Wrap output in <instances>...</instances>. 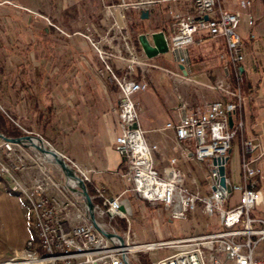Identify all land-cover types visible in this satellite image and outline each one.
Instances as JSON below:
<instances>
[{
  "label": "built area",
  "instance_id": "2783aa9c",
  "mask_svg": "<svg viewBox=\"0 0 264 264\" xmlns=\"http://www.w3.org/2000/svg\"><path fill=\"white\" fill-rule=\"evenodd\" d=\"M182 1L190 5L194 16H185L168 9L174 22V31L167 38L169 51L175 55L178 64L186 67L189 63L187 48L201 46L204 37L223 38L226 51L219 58L225 65L227 77L231 78L230 82L217 81L210 87L231 100L215 101L190 111L182 108L179 119L164 126V130L173 131L176 140L174 150L180 152L183 160L207 163L204 180L210 189L208 196L191 193L184 186L177 156H164L166 166L161 172L156 170L153 155L161 154L160 146L145 143L138 125L135 129H129L131 124L137 122L135 95L146 91L149 82L147 77L138 79L132 76L136 67L141 68L143 65L134 49L124 43V51L128 56L124 60L117 44L113 45V52L106 50V42L95 43L93 47L109 74L108 82L119 91L116 119L119 135L114 139V150L127 164V173L122 176L125 185L123 194L133 193L149 206H161L168 211L173 221L186 220L197 206H201L206 217L218 219L220 230L136 245L135 251L167 250V255L155 264H264V255L260 253L264 241V218L252 215L264 203L258 190L262 170L256 164L258 158L246 156L249 145L242 146L240 183L231 184L225 173V184L229 190L219 185V167L224 166L226 172L227 161L224 160L233 139L243 127V76L240 69L245 61V53L237 33L242 14L238 11H223L220 0H119L105 7L103 18L112 19L110 29H119L115 17L122 10H140L160 2ZM250 5L251 0L240 2L245 11ZM247 20V25L251 27L253 20L250 15ZM248 37L254 38L252 34ZM123 40L126 41L127 37H123ZM113 59L127 64L126 73L121 78L109 66ZM229 117L234 122L231 128ZM3 146L7 151L12 150L10 143H4ZM20 169L0 163V186L4 176ZM51 186L48 179L40 177L26 187L30 225L35 239L28 238L18 254L1 260L0 264H130V255L133 253L130 245L126 237L111 226L117 219H127L125 212L120 210L124 208L120 196L112 197L103 188L93 187L94 193L90 198L94 220L100 228L112 234V239H107L89 222L77 196L69 192L68 197L58 199L49 194ZM234 193L238 195L236 200H233ZM127 230H130L129 226Z\"/></svg>",
  "mask_w": 264,
  "mask_h": 264
},
{
  "label": "rangeland",
  "instance_id": "374dc122",
  "mask_svg": "<svg viewBox=\"0 0 264 264\" xmlns=\"http://www.w3.org/2000/svg\"><path fill=\"white\" fill-rule=\"evenodd\" d=\"M118 2V0H0V115L7 124L17 128L22 134L21 136H36L47 141L80 174L90 197L94 193V186L90 184L89 179L81 174L73 157L74 152H79L75 138L79 134L78 130H81L82 127L81 124L76 125L80 116L77 113L67 116L65 102L61 104L55 101V109L51 112V107L54 105L51 106L50 102H47L49 100L47 98H95L92 93L88 95L92 87H87L89 85L83 80L86 72L81 69V66L88 65L91 70L94 69L96 78L104 86H106L105 82L109 74L104 70L93 44L106 42L107 48L112 50L113 45L117 44L115 41H118L117 46L121 49L122 58L127 60L124 43L126 42L129 47L134 49L137 45L136 34L139 31H150L152 25H155L151 24V19L150 21L137 19L139 11H145L146 8L122 10L124 12L121 11L123 13L122 23H119L121 29L118 30V33L111 32L106 35L112 24V19L103 18L104 9L106 6ZM153 14L158 15L159 12L153 11ZM168 28L169 30L174 29L173 21L168 23ZM73 35L75 38H81L86 48L85 51H82L81 46L83 45L77 46L76 44L74 49L71 48L72 45L68 44V40ZM114 37L117 39H113ZM123 37H127V40L124 41ZM198 52L199 49L194 47L188 49L191 65H201L197 60ZM137 56L140 57L138 54ZM41 59L44 64L49 62V66L44 68L43 63L40 66ZM174 60L175 55L170 51L147 60V62L139 60L143 65L141 68L136 67L132 76H136L138 79L147 77L148 68H152V64L159 68L174 70ZM114 62L125 64L122 67L125 71L127 70L125 61L113 59L109 66L114 69L115 73L118 71L114 68ZM72 63L75 64L74 69H72ZM185 81L187 82V95L195 94L196 90L202 92L203 96L207 94L204 98H216L219 94L217 91L209 93L210 90L207 86L200 87L189 79H185ZM9 84H12L13 87H10ZM165 84H169L168 88L173 91L174 96L177 93L179 96L176 97L179 98L184 95L181 93V91L185 93L181 87L182 83L176 85L172 77L166 78ZM208 86L211 87V85ZM117 93L119 104V91ZM32 98H42L43 102L34 106L35 102ZM206 102L210 103L212 100ZM47 109L51 111H47ZM113 112L117 119L118 106L113 109ZM145 137L146 135H144ZM238 139L237 135L231 143L232 153L226 169V173L233 180L238 173L236 145ZM4 143L0 140V162L3 161L13 168H33L37 177L34 174L32 181L44 177L52 185L49 189L50 195L61 200L65 196H69L70 193L65 188L59 171L44 161L37 151L15 144H12L11 151H7L3 146ZM44 145L46 144L44 143ZM22 169L12 170L9 176H4L0 186V196L6 195L9 198V201L0 199V249L8 252L15 251L14 247H17L19 242H21L20 247L22 248L28 238L35 239L30 225V207L26 199L27 186L22 181V173H19ZM206 171L205 169V172H201L197 169L194 171V175L201 181L204 179ZM261 179L262 176L259 182ZM235 198H237L236 193L233 194V200ZM137 199L138 208L140 207L138 215L133 217L128 209L132 207L134 209L133 203L122 197L128 223L126 220L117 219L111 224L117 233L121 235L128 233L129 239L126 241L130 248L145 244L146 241H166L183 238V235H199L218 227L216 218L201 215L199 209L195 213L189 214L186 220L168 224L166 219L161 217V209L147 207L145 203L138 202ZM16 205L22 209L21 214L15 211L14 206ZM252 215L260 217L255 212ZM127 226L131 228L129 231ZM135 250L130 255V264H155L167 255L165 249Z\"/></svg>",
  "mask_w": 264,
  "mask_h": 264
},
{
  "label": "crops",
  "instance_id": "0c3cea01",
  "mask_svg": "<svg viewBox=\"0 0 264 264\" xmlns=\"http://www.w3.org/2000/svg\"><path fill=\"white\" fill-rule=\"evenodd\" d=\"M241 1L242 0H220V7L223 11H238L242 14V19L237 27V30L238 35L243 42L245 53V61L241 66L243 76V127L242 130L237 134L239 139L236 144L238 153V173L235 180H233L226 172L225 173L231 184L240 183V161L242 157L241 150L243 144L249 145L247 147L246 156L249 158H258V162L256 164H258L262 170L263 175L261 181L258 184V189L262 194L264 202V155L261 156V154L264 153V0H251L250 8L247 11L241 8ZM169 8L185 16H194L193 10L187 2H160L159 4L145 9V11L148 12L146 19L140 18L141 10L139 11L137 18L138 20L150 21L151 19V24L154 23L155 25H152V29L150 31H139L136 34L137 37L141 34H150L153 32L162 31L165 34L166 39L169 38L174 31V29L169 30L168 28V23L172 21L168 13ZM153 11L159 12L161 15H154ZM122 12L117 14L115 17L119 29H110V26L106 35L110 34L111 32L113 34L118 33V30L121 29L119 23H122L121 19L124 13ZM247 14L250 15L253 20V25L251 27L247 25ZM249 34H252L254 38L250 39L248 37ZM113 39L117 38L114 37ZM68 41V44L70 43L72 45L71 48L74 49L76 44L77 46L83 45L81 48L82 51H85L86 48L81 38H75L73 35ZM115 42L118 44V41ZM136 44L137 45L134 49L136 54L140 56L138 59L142 62H147L148 59L143 55L137 41ZM192 47L194 46L189 48ZM189 48L186 50L187 56ZM194 48L199 49L197 60L199 61V64H201L200 66L191 65L188 58L189 63L185 67L187 75L184 76L179 69V64L176 57L174 60V70L159 68L157 65L152 64L151 66L153 67L150 69L148 68V89L137 94L135 100L137 103V124L143 132V139L145 143L147 142L149 145L158 144L160 146L161 154L153 155L154 166L156 170H160L159 172H161L166 166L164 156H177L179 160L178 169L182 172L184 177V186L191 193H198L200 196L205 197L210 194L208 183H206L204 179L201 181L198 180L194 175V171L198 169L201 172H205L207 163L199 164L195 160H183L180 156V152H175L174 150V146H176V140L173 131L164 130L166 123L176 122L179 119L182 108H184L185 111H190L194 108L205 107L207 104H209V102H206L207 100H212V102H226L231 100V98H227L219 91H217L219 94L216 98H204L207 94L203 96L202 92L197 90L195 94H186L187 82H184L185 79L195 82L200 87L207 86L210 90L209 93L215 92L216 90L210 89V86L208 85L213 86L217 81L230 82L231 79L230 77H227L224 71L225 65L219 58L220 55L224 54L226 51L225 40L223 38L210 39L204 37L202 45ZM106 50L108 52H113L111 49L107 48V46ZM42 63L44 64L43 60L40 62L41 65H39L42 66ZM48 64L49 62H45L44 68L48 67ZM114 65V68H116V71H118L116 75L119 78L123 77L126 71L122 65L125 64L114 62ZM74 67L75 64L72 63V69H74ZM81 69L86 72V76H83V80L89 85L86 86L92 87V89H90L91 91L88 92V95L92 93L95 98H47L49 99L47 102H50L51 106L54 105L51 107L52 111L50 109L48 110L51 112L54 111L53 109H55V101H57L56 103L60 102L61 104L65 102L67 104V116L70 114L72 116L76 115L75 113L80 116L78 119V124L76 125L81 124L82 127L81 130H78L79 134L75 138V144L77 145V150H79V152H74L73 154L79 171L82 175H84L85 178L89 179L91 185L97 188H103L109 196H120L121 198L123 197V199L127 198L129 200L128 202H132L134 209L133 207L128 209H130L131 214L134 217L135 215L139 214L140 210V207L138 208L139 204L136 202L137 196L133 193H129L127 195L123 194L125 185L122 176L127 173V164L125 159L118 155L114 150V139L119 135V129L116 123V115L113 112V109L117 108L118 106V90L114 84H110L108 82V77L106 78L105 82L106 86H104L99 81V79L96 78L94 69L91 70L88 65H82ZM168 77H172L176 85L182 83L181 87L185 93L182 91L181 93L184 94L182 96H185L186 98H183L182 96L181 98L176 97L177 95L179 96L178 93H174L175 96L173 95V91L168 88L169 84H165L166 78ZM195 77L197 78L195 79ZM9 86L13 87L12 84H9ZM32 100L35 102L34 106H36L37 103L43 102L42 98H32ZM78 103L79 105L77 106ZM233 123L234 122H232V124ZM144 135H146L145 138ZM231 153L232 145L227 156V163L230 160ZM4 156L8 157L7 155ZM0 163L5 164L3 161ZM19 173H22V181L26 186L31 184L32 177L35 174L33 168H24L19 171ZM35 176L37 177V174H35ZM201 192L203 195H201ZM0 199L9 201V198L6 195H1ZM137 200L143 204L145 203L140 201V199ZM145 204L150 208L161 209V217L166 219L168 224L174 223V221L170 219L168 211L164 210L161 206H149L147 203ZM14 207L15 211L21 214L22 209L17 205ZM198 209L200 210L201 215L205 216L202 213L200 206H198V208L190 214L195 213L198 211ZM255 213L264 218V203L262 208L256 210ZM207 232L199 235L207 234ZM191 235L196 234L183 236L188 237ZM123 236L126 237L127 240L129 239L128 233L127 235L126 233H123ZM20 243L21 242H19L17 247H14L16 250L13 252L0 249V261L12 257L17 254V252H20L23 249L25 242L22 248L20 247ZM145 243L152 242L146 241ZM261 245L260 253L264 255V241Z\"/></svg>",
  "mask_w": 264,
  "mask_h": 264
},
{
  "label": "water",
  "instance_id": "95a60500",
  "mask_svg": "<svg viewBox=\"0 0 264 264\" xmlns=\"http://www.w3.org/2000/svg\"><path fill=\"white\" fill-rule=\"evenodd\" d=\"M148 16V12L147 11H141L140 12V18L141 19H146ZM205 19H207L205 17ZM137 41L138 44L140 46V49L143 53V55L148 59L151 60L159 55H163L169 52L168 49V44H167V39L165 34L162 31L159 32H153L150 34H141L137 37ZM179 69L181 70L182 74L184 76H186V70L185 67L183 65L179 64ZM240 71L242 72V68L240 69ZM228 123H229V127H232V119L231 117H229L228 119ZM137 128V123H133L129 126V129H135ZM0 140L5 142V143H10V144H22V143H28L31 141H38L41 143H45L46 144V148H47V162L53 166L56 170L59 171L60 175L63 177L64 176H75L79 182H80V188L78 191L71 189V188H67V190L74 194L75 196H77L85 209V213L86 216L89 220V222L95 227V229L104 237H106L107 239H112V234H110L109 232H107L106 230H103L102 228H100L94 220V216H93V203L91 201L90 195L88 193V190L86 188V185L84 183V180L82 179V177L80 176V174L75 171L72 166L66 161V165H67V170H63L60 169V167L58 166L57 162H56V155H55V150L53 149V147L47 143V141H44L41 137H36V136H28V135H24V136H19V137H14V138H7L4 135L0 134ZM225 162L227 161V158L224 160ZM223 161V162H224ZM219 175H220V179H219V185L221 187H226L228 190L229 188L226 186L225 184V170H224V166H220L219 167ZM121 212H125L124 208L121 207L120 208Z\"/></svg>",
  "mask_w": 264,
  "mask_h": 264
},
{
  "label": "bare ground",
  "instance_id": "6f19581e",
  "mask_svg": "<svg viewBox=\"0 0 264 264\" xmlns=\"http://www.w3.org/2000/svg\"><path fill=\"white\" fill-rule=\"evenodd\" d=\"M18 145L34 149L35 151H37L41 155L42 159L47 162V148H46V145H44V143H41L38 141H31L28 143H22V144H18ZM55 155H56V158H55L56 162H57L58 166L60 167V169H63V170L69 169V168H67L66 161L64 160L63 156L60 155L56 151H55ZM62 178H63V183H64L65 187L74 189L76 191L79 190L80 182L75 176H73V175L64 176V174H63ZM130 250L133 252V250H135V247H131Z\"/></svg>",
  "mask_w": 264,
  "mask_h": 264
},
{
  "label": "trees",
  "instance_id": "16d2710c",
  "mask_svg": "<svg viewBox=\"0 0 264 264\" xmlns=\"http://www.w3.org/2000/svg\"><path fill=\"white\" fill-rule=\"evenodd\" d=\"M241 94H242V85H241ZM0 134L4 135L7 138L19 137L22 135L17 128L13 127L10 124H7V122L2 118V115H0ZM218 230H220V227H216L215 229L210 230L207 233L217 232Z\"/></svg>",
  "mask_w": 264,
  "mask_h": 264
}]
</instances>
